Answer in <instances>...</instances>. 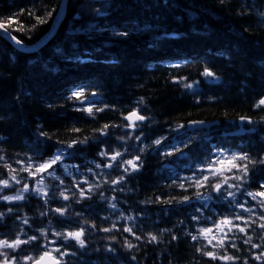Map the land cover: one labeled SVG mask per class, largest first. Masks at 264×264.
<instances>
[{"label":"trees","instance_id":"obj_1","mask_svg":"<svg viewBox=\"0 0 264 264\" xmlns=\"http://www.w3.org/2000/svg\"><path fill=\"white\" fill-rule=\"evenodd\" d=\"M59 3L0 0V21L11 16L14 22L9 32L31 45L50 29ZM37 17L47 22L38 23ZM123 32L128 35H119ZM205 69L216 76H205ZM185 84L193 87L188 89ZM76 91L91 103L72 98ZM141 97V114L149 119L136 130L123 127L127 123L123 115L136 108ZM262 97L264 0H225L223 4L220 0H66L53 35L36 50L21 51L0 35V155L5 157L0 161V179H8L12 185L0 195H18L24 183L31 186L29 172L19 171L28 167L26 157L36 158L33 164L44 163L57 149H65L63 167L54 166L60 179L47 177L44 181L49 186L48 203L32 192L24 193L23 200H0V212L12 209L0 232L9 233L11 239V233L20 228L30 236L39 234L35 229L51 227L53 232H63L84 226L87 247L72 248L75 255L67 258L69 264H225L210 261L196 248L206 245V250L225 254L208 241L218 244L228 226L217 228L212 221L228 215L234 205L211 187H189V178L195 179L194 172L199 177L201 166L216 159L220 150L230 155L247 153L253 160L264 157V106L255 107ZM89 106L94 111L108 107L93 118L78 110ZM240 117L251 118L254 131L226 134L236 128ZM194 119L217 123L186 131V123ZM105 124L110 127L102 135L96 130ZM141 131L142 138L137 141L134 137ZM180 131L182 134H177ZM84 137L90 138L86 144L68 147L73 139ZM158 139L161 144L155 147ZM101 151L108 152L109 157L100 156ZM115 151L125 153L123 160L139 155L142 167L130 174L123 172L127 165L95 167L107 164ZM21 160L24 163L18 165ZM7 164L11 166L7 168ZM122 174L125 181L119 186L104 182ZM12 175L19 184L11 180ZM203 175L211 174L205 171ZM86 176L93 184L88 199L77 195L65 201L60 196L68 184L73 189L74 181L87 189L89 185L83 183ZM220 177L210 179L209 184L220 182ZM60 180L64 186L54 189ZM262 182L264 165L256 164L237 200L248 201L251 206L246 192L259 190ZM97 183L99 188L94 186ZM71 191L65 194L71 197ZM198 192L206 198H199ZM183 196L191 199L179 202ZM65 206V216L51 211ZM45 212L47 215L42 216ZM197 215L201 217L199 223L192 219ZM244 215L247 218L248 214ZM129 216L134 219L129 220ZM17 217L27 218L29 225ZM113 223L117 227L112 232L100 230L111 228ZM129 226L144 239L122 231ZM204 227L213 230L203 234L199 243L186 235L197 234ZM259 231L249 233L253 243H262ZM148 233L157 235L158 241L149 243ZM112 236L117 239L112 240ZM172 236L178 238L173 240ZM241 237L242 233H236L235 242L241 251L229 247L228 254H248L250 245ZM47 238L57 239L51 234ZM125 238L137 247L127 249ZM109 246L114 251H108ZM24 254L37 253L25 246ZM249 264L264 261L250 258Z\"/></svg>","mask_w":264,"mask_h":264},{"label":"snow or ice","instance_id":"obj_2","mask_svg":"<svg viewBox=\"0 0 264 264\" xmlns=\"http://www.w3.org/2000/svg\"><path fill=\"white\" fill-rule=\"evenodd\" d=\"M220 2L223 4L225 0H220ZM38 23H46L47 21L42 20L40 17H37ZM13 18L9 16L7 18V21H0V34L8 36L11 40H13L17 45L23 46V41L20 40L17 36L12 35L11 32H9V27L11 23H13ZM119 35L127 36V32L119 33ZM205 76L208 77H215L216 74L211 69H205L204 73ZM174 82L179 83V80L177 78H173ZM186 88L191 89L193 87V84H185ZM93 96H95V93H93ZM72 98L75 100H80L81 103L89 102V98L87 96H83L82 93L79 91L72 93ZM91 103V102H89ZM144 103V98L141 97L140 101L137 104V107L128 110L126 115H123L124 121H127L128 123H125L123 127L130 128L133 130H136L140 128V125L149 119V117L142 115L141 112L144 110L140 108L139 105H142ZM264 106V97H262L258 103L255 105V107H262ZM108 106H105L107 108ZM105 108H96L95 111L93 110L92 106H89L87 108H81L78 110L86 111L89 116L95 118V114L97 112H103L105 111ZM241 119H247L246 117H241ZM192 123H203L202 121L199 122H192ZM112 127H117V125H111ZM110 126L108 124H105L102 129H98L96 131H99L102 135L107 134L106 130ZM74 132H79L80 129H72ZM43 135H46L44 133H41ZM142 131L140 135H136L134 139L137 141L141 140L142 138ZM90 138L84 137L83 139L77 138L73 139L68 143V147H72L76 144L84 143L86 144ZM123 139V138H122ZM154 143L156 145L161 144V140H155ZM137 151L143 152L144 148H138ZM221 154L223 156V150H220ZM125 153H122L120 151H115L112 153L109 162L107 164L101 165L96 164L95 167L97 169L100 168H109L112 169L114 167H123L124 165H127L128 167H123L124 174H130L135 173L139 171V169L142 167L141 157L139 155L133 157L132 159L123 160L122 157ZM100 156L108 158L109 153L106 151H101L99 153ZM63 156V149H57V153L54 154L50 159L44 161V163H37L33 164L32 161L36 158L34 157H26L29 161L27 168H21L20 171H28L30 168L35 167L36 171L32 172L31 175L33 179L35 180L37 173L40 174V179L36 180L37 184H41L43 182L44 175L51 176L55 179H60L56 176V168L54 166L58 165L59 162H61ZM39 159H43V157H39ZM5 160V157L0 155V161ZM19 164H23L24 161H17ZM229 165L228 171L235 170L238 175H234L232 177H229L225 179L223 182H216L214 184H209L210 179L215 178L217 175H221L224 171L223 167H217V165ZM256 164L264 165V157L259 158L257 160H253L252 157L247 153H234L230 157L223 156V158H218L216 163H213L211 161L207 162L205 165L201 166V175L199 177L196 176V173H193V178H189L191 180V183L188 185L189 187L195 186V187H211V189L217 193H220L223 195L225 199L228 200L229 204L234 205L233 210L225 216H221L219 221H212L213 226L220 228L221 225H227V231L224 232L223 236L219 239L218 244L213 245L212 240L208 241V245H212L213 248H219L222 249L225 254L221 255L217 251H211L206 250V245H201L196 248V251L201 254V256H207L210 261H224L225 264H228V262H232V264H236V262H241V264H249V259H254L255 261H264V250L259 251L258 253H253L252 249H264V182L260 183L259 190L256 191H248L246 195L251 198V201L253 202L251 206H249L248 201L240 202L237 200V192H241V190L244 188L247 180L249 179L250 172L252 171V167H254ZM6 167H10L9 165H5ZM215 169V170H214ZM13 172L15 169L12 170ZM89 172H93V169H88ZM207 171L210 172L211 175H203V173ZM2 175V173H0ZM100 177H97L99 179ZM229 179L238 181V183H231L229 184ZM11 180L14 181L16 184L20 183V180L17 179L16 175L11 176ZM201 180L204 183H201ZM125 181V175H120L116 177L115 179H112L111 181H104L105 183H110L112 185L119 186L122 182ZM84 184H88V188L85 189L81 186V183L79 181H74V187L71 191V197L69 195H66L65 193L69 190L65 188L63 191H60V196L65 200H69L70 198H74L77 195H79L82 199H88L89 193L93 191V184L89 183V180L85 178L83 180ZM60 184L63 185L64 181L60 180ZM0 193L3 192L4 188H11V183L8 179H0ZM95 188H99L100 184L97 183L94 185ZM181 188L185 187L184 183H181L179 185ZM229 189H234L229 190ZM59 190V188H57ZM117 190V189H113ZM119 190H123L122 188ZM26 192H33L36 194L37 197H40L44 200V203H48V192H42V190L39 187H30L28 183H24L22 188L20 189V194L14 195V196H8V195H0V200L3 201H19L23 200L24 193ZM243 194V193H242ZM101 197H103V193H100ZM197 196L199 198H204V194L202 192H198ZM211 197H208L207 199H210ZM230 198V199H229ZM113 200L115 197L112 198ZM191 197L189 196H183L181 198V201H188ZM75 202L79 203V200H76ZM111 207L113 209H116L117 205L115 203L111 204ZM236 209H239V211H236ZM51 211L59 214L60 216H65L67 212V207H60L52 209ZM12 212L11 208H8L7 212H0V227L3 226V221L5 220V217L9 215ZM244 213H247V218L245 217ZM42 216H46L47 213H41ZM78 215V214H77ZM255 217V219H253ZM17 219H22L23 225H29V220L27 218H20L17 217ZM129 220L134 219V217L129 216ZM192 219L199 223L201 221V217L199 215L193 216ZM208 219V218H205ZM236 221L243 222L237 223ZM49 224H51V221H49ZM92 227H95L93 225ZM117 225L113 223L111 228H103L100 229L104 232H112L113 229H115ZM259 229V233L257 235L259 236L262 243H253L252 242V235H249L250 232H254L255 229ZM212 228L210 227H204L198 230L197 234H192L191 232H187L186 235L190 236L191 240L194 242L199 243L201 236L206 233H211ZM235 230V231H234ZM36 232H38V235H28L27 232L23 231V228H20L18 232L11 233V236L13 238L9 239V233L0 232V264H69L68 257H72L75 255V252L72 251V248L77 247L79 249H84L87 247V237H86V228L84 226H80L76 229L69 230L65 229L63 232L61 231H54L51 228H44V229H36ZM123 232L130 233L132 236H134L137 240L144 239L143 236H137L136 232L133 231L132 227H124L122 229ZM221 231L223 229L221 228ZM23 233L22 238L20 233ZM231 233V235H229ZM236 233H242L243 237V243L245 245H250L248 249V254L245 256L241 255H233L228 254V248L231 247L232 249H235L237 253L241 251L238 244L235 242L236 240ZM49 234L54 235L57 239L51 240L47 237ZM149 243L157 242L158 236L153 235L152 233H148ZM178 237L172 236V239L175 240ZM112 240H116L117 237L112 236ZM215 239V237H213ZM75 242L74 244L72 242ZM125 246L127 249L131 250L137 247L133 243L129 242L127 238H125L124 241ZM25 246H31L33 250H36V255H28L25 253ZM52 246V247H50ZM108 251H114V249L109 246ZM133 260L136 259L135 256L132 257Z\"/></svg>","mask_w":264,"mask_h":264},{"label":"rangeland","instance_id":"obj_3","mask_svg":"<svg viewBox=\"0 0 264 264\" xmlns=\"http://www.w3.org/2000/svg\"><path fill=\"white\" fill-rule=\"evenodd\" d=\"M60 149V148H59ZM57 153V151H55V153L54 154H56ZM53 154V155H54ZM52 155V156H53ZM232 155V154H231ZM230 154H226V153H223V156H228V157H230L231 156ZM51 156V157H52ZM65 156V149L63 148V156H62V160H61V162H59L58 163V166L60 167V168H62L63 167V165H64V163H63V157ZM223 156H222V154L220 153L217 157H216V159H213L212 160V162L213 163H216V161H217V159L218 158H223ZM51 157H49L48 159H50ZM47 159V160H48ZM46 161V160H45ZM217 167H223V169H224V171H223V173L221 174V177H220V182H223L225 179H227V178H229V177H232V176H234V175H238L237 174V172L235 171V170H233V171H228V168L230 167L229 165H227V164H225V165H217ZM215 170V169H214ZM36 171V169H35V167H32V168H30V170H28V172H29V174H30V176H29V179L31 178V186L30 187H39L41 190H42V192H48L49 191V186H47L46 184H45V180L44 179H46L47 177H51V176H48V175H44V177H43V182L41 183V184H37L36 183V180H39L40 179V174L39 173H37V175H36V178H35V180L33 179V177H32V175H31V173L32 172H35ZM226 172L228 173V174H226ZM47 176V177H46ZM51 178H53V177H51ZM229 184H231V183H236V181L235 180H232V179H229ZM58 186H64V184L63 185H61V184H59V182L57 183V182H55V186H54V188H56V187H58ZM74 187V186H73ZM66 188L69 190V192L72 190V184H68V186H66ZM54 190V189H53ZM229 190H233V191H235L234 189H229ZM238 193V192H237ZM247 193V192H246ZM32 194H34V195H36L35 193H33L32 192ZM204 198H206V197H204ZM210 234V233H209ZM210 236V235H209ZM50 247H52V246H50Z\"/></svg>","mask_w":264,"mask_h":264},{"label":"water","instance_id":"obj_4","mask_svg":"<svg viewBox=\"0 0 264 264\" xmlns=\"http://www.w3.org/2000/svg\"><path fill=\"white\" fill-rule=\"evenodd\" d=\"M65 1L66 0H60V3H59V7H58V10H57V13L53 19V22L51 24V27L50 29L41 37L39 38L35 43L31 44V45H28V44H24L23 43V46L21 45H17L13 40H11L8 36H5V35H2L0 34L1 36H3L4 38H6L10 43L11 45H13L14 47H16L17 49L21 50V51H27V52H30L32 50H35L36 48H38L45 40H47L50 36H52V34L54 33L56 27H57V24L59 23L60 19L62 18L63 14H64V10H65ZM244 120V119H243ZM246 121H249V120H246ZM204 126V127H207L209 126V123H196L195 126ZM188 127L190 129H194L192 124L189 123L188 124Z\"/></svg>","mask_w":264,"mask_h":264},{"label":"bare ground","instance_id":"obj_5","mask_svg":"<svg viewBox=\"0 0 264 264\" xmlns=\"http://www.w3.org/2000/svg\"><path fill=\"white\" fill-rule=\"evenodd\" d=\"M45 34V33H44ZM36 42V41H35ZM199 121H201V120H199V119H194V120H189L187 123H186V126L189 124V123H191L192 124V126H193V128L194 129H200V128H203L204 126H201V125H199V126H195V124L196 123H192V122H199ZM190 134V133H189ZM178 137H180V136H178ZM188 136H185V138H187ZM189 138V137H188ZM180 140H182L181 138H179ZM184 140V139H183ZM175 142V141H174ZM177 142H179V141H177ZM187 143H189L188 141H187ZM125 149V148H124ZM81 153V152H80ZM86 153V152H85ZM87 154V153H86ZM86 154H84V155H86ZM71 155V154H70ZM82 155V154H81ZM49 157H50V155H49ZM12 158V157H11ZM15 158V157H14ZM18 158V157H17ZM45 159V158H44ZM87 158H85V160H86ZM89 159H90V157H89ZM20 160V159H19ZM14 161V160H13ZM34 161H35V159H34ZM78 161V160H77ZM80 161V160H79ZM83 161V160H82ZM87 161H88V159H87ZM190 161V160H189ZM28 163V162H27ZM33 163V162H32ZM189 163V162H188ZM18 164V163H17ZM36 164V163H35ZM8 165V164H7ZM19 165V164H18ZM11 166V165H10ZM21 166V165H20ZM8 168V167H7ZM20 169V168H19ZM86 169V168H85ZM12 171V170H11ZM20 171V170H19ZM19 171H18V173H19ZM58 171V170H57ZM16 172V171H15ZM17 173V172H16ZM70 173V172H69ZM22 174V173H21ZM57 174V173H56ZM63 174V173H62ZM61 175V174H60ZM84 175V174H83ZM178 176V175H177ZM47 177V176H46ZM84 177V176H83ZM60 178V177H59ZM62 178V177H61ZM66 178V177H65ZM85 178H87V176L85 177ZM46 179H49V178H46ZM51 179V178H50ZM25 180V179H24ZM23 180V181H24ZM45 180V179H44ZM43 180V181H44ZM173 180H174V178H173ZM26 181V180H25ZM47 182V181H46ZM55 182V181H54ZM59 182V181H58ZM57 182V183H58ZM66 182V181H65ZM59 184H60V182H59ZM47 185V184H46ZM55 185V184H54ZM51 186H53V185H51ZM55 189V188H54ZM52 191V190H51ZM54 191V190H53ZM52 193H54V192H52ZM1 194V193H0ZM55 194V193H54ZM51 228V227H50ZM44 229V228H43ZM36 230V229H35ZM32 234V233H31Z\"/></svg>","mask_w":264,"mask_h":264}]
</instances>
